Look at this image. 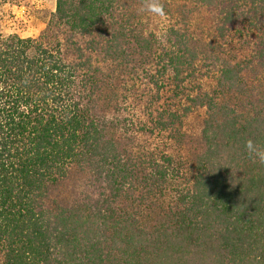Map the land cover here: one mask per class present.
Here are the masks:
<instances>
[{
    "label": "trees",
    "instance_id": "1",
    "mask_svg": "<svg viewBox=\"0 0 264 264\" xmlns=\"http://www.w3.org/2000/svg\"><path fill=\"white\" fill-rule=\"evenodd\" d=\"M45 24L0 31V264H264V0H56ZM73 173L97 191L52 199Z\"/></svg>",
    "mask_w": 264,
    "mask_h": 264
},
{
    "label": "rangeland",
    "instance_id": "2",
    "mask_svg": "<svg viewBox=\"0 0 264 264\" xmlns=\"http://www.w3.org/2000/svg\"><path fill=\"white\" fill-rule=\"evenodd\" d=\"M55 5L56 0H0V31L6 36L38 38L46 29L45 22L55 11ZM87 184L83 175L73 173L68 181L53 188L52 199L71 202L97 191Z\"/></svg>",
    "mask_w": 264,
    "mask_h": 264
},
{
    "label": "clouds",
    "instance_id": "3",
    "mask_svg": "<svg viewBox=\"0 0 264 264\" xmlns=\"http://www.w3.org/2000/svg\"><path fill=\"white\" fill-rule=\"evenodd\" d=\"M153 11L160 12L162 9L156 8ZM244 149L251 159L260 165H264V144H259L249 139L244 142Z\"/></svg>",
    "mask_w": 264,
    "mask_h": 264
}]
</instances>
